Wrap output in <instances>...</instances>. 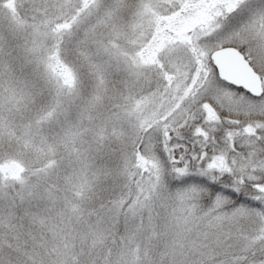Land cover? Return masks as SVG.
<instances>
[{
    "label": "rangeland",
    "instance_id": "rangeland-1",
    "mask_svg": "<svg viewBox=\"0 0 264 264\" xmlns=\"http://www.w3.org/2000/svg\"><path fill=\"white\" fill-rule=\"evenodd\" d=\"M92 1L0 0V9H17V16L3 14L9 36L0 48L6 42L9 63L21 64L4 70L0 55V159L9 158L0 161V264H264V205L226 208L217 198L203 206L199 182L179 176L172 178L179 189L170 192L154 151L157 131L182 111L188 73L205 55L207 37L239 14L231 32L243 42L259 28L264 0ZM70 19L63 43L71 53H63L50 25ZM69 60L91 66L96 81L107 83H91L89 93L97 103L109 101L105 111L96 113L90 98L69 105L82 96L81 84L76 94L70 86ZM52 68L58 86L46 79ZM139 135L142 157L157 175L130 185L107 216L86 210L106 198L99 190L108 173L114 191L137 177L130 176L129 149ZM251 140L255 153L219 156L217 171L264 176V141ZM115 142L127 150L111 155ZM101 155L113 159L110 170ZM19 169L27 173L14 182Z\"/></svg>",
    "mask_w": 264,
    "mask_h": 264
},
{
    "label": "snow or ice",
    "instance_id": "snow-or-ice-1",
    "mask_svg": "<svg viewBox=\"0 0 264 264\" xmlns=\"http://www.w3.org/2000/svg\"><path fill=\"white\" fill-rule=\"evenodd\" d=\"M241 18L229 16L207 37L205 55L188 73L182 111L170 127L157 131L154 151L168 177L198 181L209 199L224 196L244 208L249 202L264 205V186L250 192L237 182L235 172L215 167L235 133L249 139L259 135L264 141V17L243 42L231 32ZM244 66L251 72L242 73ZM46 79L59 85L54 68ZM252 183L264 185V176Z\"/></svg>",
    "mask_w": 264,
    "mask_h": 264
},
{
    "label": "trees",
    "instance_id": "trees-1",
    "mask_svg": "<svg viewBox=\"0 0 264 264\" xmlns=\"http://www.w3.org/2000/svg\"><path fill=\"white\" fill-rule=\"evenodd\" d=\"M117 1L118 2H123V3H130V2H132L133 4L136 2L134 0L133 1H131V0L130 1L129 0H117ZM126 1H128V2H126ZM12 4H13V2H9V5H12ZM10 12L13 13V14H15L17 16V9H16V7L15 8L14 7L12 8V7L9 6V10H7L5 8V5H4V8L3 9H0V39H3V38H5V40L8 39V36L9 35L7 34V31H6L8 29H7V27L4 24H1L2 23L1 19H3V14H5V13H9L10 14ZM72 25H73L72 19L67 20V21H64V22L54 23V24H51L50 25V28H52V32H53V35H54V39H55V42H56V47L59 49V51L62 50L63 53H66V52L68 53V51H70V53H71V49H69V47H68V46H70L69 43H66V42L63 43V40H64V38H67L72 33V31H71L72 29L69 30L70 28H73ZM58 39L61 41L62 45L59 43ZM11 42H12V44H10V45H14V43H13L14 41H11ZM8 48H9V46L7 45L6 42H4L3 47L0 48V55H1V53L3 54L2 59H4V61L6 63L5 66H4V70H9L8 68H10L11 66H14V65L21 66V64L18 63L16 60H14V62L9 63V60L8 59L10 57V54L8 53ZM65 63H66L65 65H67L68 67L74 69V71H75L74 72L75 76H74V74H72V82H71V85H70L72 87V89H73V92L76 94V91H78L80 84H81V87H82V90H81V95L82 96H80V98H75V99L73 98V100L70 101L69 105L72 106V102H73V104L75 102V103H78L79 105H82L83 104L82 102L84 100H86L87 98H90L89 97L90 96L89 93H90L91 88H92V86L90 87L91 83H92V85L93 84H98V83H101V85L102 84H104V85L107 84L103 80H102L103 83L101 81L100 82L96 81V75H95V73H92L90 71V69H88V67L91 68V66L87 65L86 63L80 62V61L75 62V61H71V60L65 61ZM75 66L76 67L80 66L79 71H76V67ZM59 71H61V70H59ZM62 73L63 72H61V74ZM61 74H59V76ZM65 76L66 75L62 74V79L63 80L66 79ZM79 82H81V83H79ZM111 83L112 82H110L108 84H110V86H111ZM90 99L91 100L88 101L87 103L91 102V106L92 105H95L96 113H98V110H101V107L102 106H103V110L102 111H105L104 109H107L108 102L109 101L106 100V101L102 102V100H101V101H99L97 103L95 100L93 101L92 98H90ZM91 106H88V108L91 107ZM37 108H38V106H37V103H36L35 109H37ZM26 116H27L26 113H24L23 115L22 114H19V117H16L17 122L20 119L23 120ZM20 127H21V125L17 126V123H16V128H14L15 131L17 129H18V131H20ZM132 139H134V138H132ZM8 141L9 140L6 139L3 142L5 144H7ZM143 142H144L143 141V135H139L135 139V143H136L135 148L133 147L132 149H129L130 151H133V157H134V162H135V164L133 163L134 166H135V168L134 167L133 168L130 167V169H129L130 176L131 177L137 176V177L134 178L133 180H131V183L127 186V188L125 190H122V189H119V191L111 190L114 187V185H115L114 184L113 187H112V183H114V178H113V176L110 173L106 172L105 170L106 169H108V170L111 169L110 167H111V165L113 163V159L110 158V157H108V156L105 157V155H101L100 158L104 159V157H105L104 162L106 164L105 170L102 169V171H105L108 174L106 175V178L103 181L104 182L103 183L104 188H102V189L99 190V191H105V194H99V196L106 195V198H96V199L94 198L95 206H96L95 209H94V207H92L91 205H89V206H85L86 210L94 211L96 213V212H100V211H97V210L100 209L101 210L100 213L103 216H107L108 215L107 214V209L111 205H113L114 203L120 202L121 199H126L128 197L129 190H130V188L132 187V185L134 183H137L138 181H140L144 177L153 178V176L157 175V171L154 170L150 166V164H148L149 162H147L142 157V150H143L142 143ZM122 143L123 142H115L112 145V147H113L112 151L113 152H111L112 153L111 155H116L117 152H119V151H122L123 150L125 152L127 150V149H120V147L123 146ZM254 149H255V144H253V141L251 139L248 140V138H242V134L241 133H235L232 137L229 138L228 150L225 151L220 156L221 157H225L226 159L232 161L234 159H238V158L243 157L245 155L251 154L252 152H254ZM1 159L4 162L9 161L8 160L9 159L8 157L1 158ZM1 159H0V161H1ZM245 170H249V169H245ZM250 171L241 172L243 174H239V173H237V172H235L233 170H230L229 175H231L233 172H235V174H236L235 175V179L237 180V182L241 186H247L248 187V190L250 192L251 191H258L264 185H261V184H253L252 181H254V178L253 177H250L249 178V176L252 175V173ZM26 173H27V171H23V169L16 170L15 173H14V175H17V177L14 178V179H11V180H13L15 182L16 181L15 179H17L19 175H21V174L24 175ZM42 174H44V173H42ZM138 177H139V179H138ZM165 177H167L169 179V183H168V187L167 188H168V190L170 192L176 191L177 189H179V188H176L175 187L176 183L173 182V179L171 177L169 178L166 175V173H165ZM248 178L251 179V180H247ZM256 180H258V179H256ZM43 181H45V180H43ZM42 184H43V182H42ZM130 185H131V187H130ZM194 185L196 187H198L200 189V191H201V194H200L201 199L199 201H200V203L203 206H204L203 201L204 202L209 201L210 203H211V201H213V199H209V194L206 191H204L202 189V187H200L199 185H196L195 183H194ZM45 189H47V188H45ZM38 197H45V195H39L38 194L36 198H38ZM206 197H208V198H206ZM219 198H221V200L223 199L222 200V202H223L222 205L224 204L223 205L224 207H226V208H228V207L238 208V206H233L229 200L225 199L224 196H221ZM90 199H92V198L91 197L86 198L87 201H89ZM253 203L254 202H249L247 204V206L244 207V208L254 207L253 206L254 205ZM37 209L40 210L39 206H37ZM22 211H23V209L18 210L19 215H21ZM118 227L120 229V225H118Z\"/></svg>",
    "mask_w": 264,
    "mask_h": 264
},
{
    "label": "water",
    "instance_id": "water-1",
    "mask_svg": "<svg viewBox=\"0 0 264 264\" xmlns=\"http://www.w3.org/2000/svg\"><path fill=\"white\" fill-rule=\"evenodd\" d=\"M229 54L228 53H225V56H228ZM242 73H244L245 71L247 73H250L251 72V69H247L246 66H244V68H240L239 69Z\"/></svg>",
    "mask_w": 264,
    "mask_h": 264
}]
</instances>
